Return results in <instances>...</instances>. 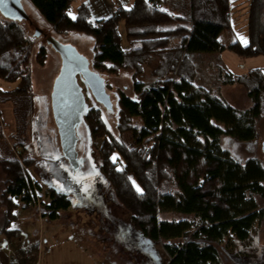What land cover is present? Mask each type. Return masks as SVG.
Returning a JSON list of instances; mask_svg holds the SVG:
<instances>
[{"label": "trees", "instance_id": "obj_1", "mask_svg": "<svg viewBox=\"0 0 264 264\" xmlns=\"http://www.w3.org/2000/svg\"><path fill=\"white\" fill-rule=\"evenodd\" d=\"M28 1L56 35L76 33L93 39L92 69L101 75L134 69L140 76L142 67L156 60L152 85L137 81L135 97L120 93L118 136L106 125L100 108L85 114L92 137L101 140L100 170L136 230L164 245L169 264H223L217 245L232 239L249 242L253 229L264 223V160L242 163L221 142L225 135L240 144L259 139L264 73L255 69L249 77L235 78L222 72L220 82L206 88L194 83L196 71L187 61L192 55L226 49L245 58L263 57L264 0L247 1V44L236 41L228 46L221 37L232 28L235 0H188L187 17L163 10L160 0H135L95 23L86 6L78 17L70 15L73 0ZM35 47L22 22L0 13V81L16 85L11 91L0 90L3 101L33 97ZM47 57L41 47L36 63L45 66ZM235 83L246 87L252 102L248 109L240 110L221 96V86ZM1 141L0 132L5 178L0 232L13 238L19 231L10 226L20 206L41 205L42 216L56 221L72 201L52 188L42 194L27 170L33 160L5 156ZM170 215L179 218H165Z\"/></svg>", "mask_w": 264, "mask_h": 264}, {"label": "rangeland", "instance_id": "obj_2", "mask_svg": "<svg viewBox=\"0 0 264 264\" xmlns=\"http://www.w3.org/2000/svg\"><path fill=\"white\" fill-rule=\"evenodd\" d=\"M22 1L32 23L22 21V24L36 40L32 59L33 97L14 96L3 101L0 95V132L4 140L1 141V149L5 156L21 161L31 158L33 164L27 170L31 178L42 187V194L52 188L65 194L72 201V206L63 213L64 217L58 222L44 218L41 205L17 208L15 211L17 217L10 229L18 230L19 236L7 238L0 232V264H26L28 256L35 253L36 247L42 248L45 240H58L70 236L89 252L96 264H169L170 258L165 252L164 245L161 242L153 243L147 240L136 230L131 222V214L116 199L115 193L100 170L98 147L101 140L92 137L84 119L78 131L79 141L76 147L80 160L79 167L76 169L63 154L51 104L53 84L61 70V59L47 44V36L52 35L60 42L74 46L91 60V65L94 41L87 35L76 33L64 37L56 35L32 4L28 0ZM247 1L235 0L236 27L230 28L221 37L226 46L236 41L247 42L248 30L245 27L249 8ZM182 3L183 0H173L175 6H182ZM71 4L70 15L75 17L74 0ZM262 18L264 27V14ZM36 28L43 30L44 34L35 37ZM121 32L125 36L123 26ZM122 46L124 49L129 48L126 40H123ZM41 47H45L48 52L43 67L35 60V54ZM238 60L236 54L226 50L215 54L192 55L187 62L196 71L197 78L194 83L206 88L218 84L222 72L231 73L235 78L249 77L255 69L263 70L264 73V56L243 58L240 62ZM240 63L246 66L241 65L239 68ZM155 65L156 60H152L149 65L143 66L140 76L134 69H123L116 76L101 75L106 80V90L111 95L112 110H107L103 105L96 103L92 93L78 78L88 110L92 107L100 108L106 125L116 136L120 93L135 97L133 90L135 82L143 81L147 86L152 85L155 80L152 75ZM15 87L16 85L0 81L2 91H10ZM231 89L233 92L229 93ZM220 92L237 108H249L252 105L250 96L239 83L223 87ZM258 130L260 137L255 143L240 144L225 135L221 139L222 146L242 163L256 157L264 160L262 152L264 120L259 124ZM4 180L0 167V195ZM3 209L0 207V217ZM165 218L170 220L179 217L170 215ZM217 248L223 264H264V223L253 229L249 242L232 239L231 242L218 244ZM24 250L27 253L21 256L20 253Z\"/></svg>", "mask_w": 264, "mask_h": 264}, {"label": "water", "instance_id": "obj_3", "mask_svg": "<svg viewBox=\"0 0 264 264\" xmlns=\"http://www.w3.org/2000/svg\"><path fill=\"white\" fill-rule=\"evenodd\" d=\"M0 13L11 21L31 23L30 16L22 0H6ZM44 31L36 28L35 37ZM47 44L57 52L61 59V70L54 81L51 104L58 128L64 156L77 169L80 164L77 152L78 131L88 111L84 93L78 82L80 78L89 89L96 103L107 110L113 109L111 95L106 90V80L92 69L91 60L83 56L77 48L60 42L54 36H47ZM264 153V142L262 143Z\"/></svg>", "mask_w": 264, "mask_h": 264}, {"label": "crops", "instance_id": "obj_4", "mask_svg": "<svg viewBox=\"0 0 264 264\" xmlns=\"http://www.w3.org/2000/svg\"><path fill=\"white\" fill-rule=\"evenodd\" d=\"M183 1H184V3H182V6L173 5V0H160V4H161V8L165 11H168L170 14H173L177 17H183V16L187 17V16H189V13H190L189 1L188 0H183ZM74 2L76 4V16L74 18L78 17L79 16L78 15L79 10L83 6H86L88 8L90 14H91V21L93 23H95L97 21L105 20V18L112 16L113 12L116 11V9L119 7H124V8L130 7L135 2V0H74ZM234 6H236V4H234ZM235 10L236 9H234V14H233L234 20H233L232 28L236 27L235 26V20H236L235 15L237 13ZM245 12H247V11H245ZM247 16L248 15H246V19H247ZM247 25H248V19H247V23L245 24L246 29H247ZM247 42L245 44H247ZM225 51H223V52H225ZM228 51H230V50H228ZM230 52H232V51H230ZM232 53H234V52H232ZM234 54H236V53H234ZM237 57H239V60H238L239 62L242 61L243 58H245V57L239 56V55H237ZM247 59H249V58H247ZM241 65L246 66L244 63H240L238 65L239 68ZM213 85L214 84H212V86ZM223 87H231V86H221V90L223 89ZM244 88H245L247 95H248V91H247L245 86H244ZM231 92H233L232 89H231V91H229V93H231ZM231 105H233V104H231ZM234 107H236V106H234ZM238 109H240V108H238ZM243 109H248V108H243ZM243 109H240V110H243ZM41 209H42L41 211L43 213V208L41 207ZM63 213L64 212H62L60 215V218L54 222L60 221L64 217ZM59 237L60 236H58V238ZM34 250H35V253L32 254L31 256H28L29 260H28V263H26V264H96L95 259H93V257H91L89 252L85 248H83L80 245V243H78V241H76L71 236L65 237L63 239H58V240H48L47 239L44 241L42 248L36 247V249H34ZM26 253H27V251L24 250L23 252L20 253V255L24 256ZM35 256H36V258H35Z\"/></svg>", "mask_w": 264, "mask_h": 264}, {"label": "snow or ice", "instance_id": "obj_5", "mask_svg": "<svg viewBox=\"0 0 264 264\" xmlns=\"http://www.w3.org/2000/svg\"><path fill=\"white\" fill-rule=\"evenodd\" d=\"M6 3V0H0V8H2Z\"/></svg>", "mask_w": 264, "mask_h": 264}]
</instances>
